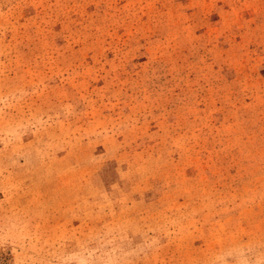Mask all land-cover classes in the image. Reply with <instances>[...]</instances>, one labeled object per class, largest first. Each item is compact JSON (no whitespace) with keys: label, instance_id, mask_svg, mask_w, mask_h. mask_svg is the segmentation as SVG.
Masks as SVG:
<instances>
[{"label":"rangeland","instance_id":"374dc122","mask_svg":"<svg viewBox=\"0 0 264 264\" xmlns=\"http://www.w3.org/2000/svg\"><path fill=\"white\" fill-rule=\"evenodd\" d=\"M0 264H264V0H0Z\"/></svg>","mask_w":264,"mask_h":264}]
</instances>
